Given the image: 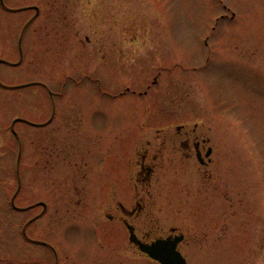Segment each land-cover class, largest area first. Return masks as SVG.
<instances>
[{
	"label": "rangeland",
	"instance_id": "rangeland-1",
	"mask_svg": "<svg viewBox=\"0 0 264 264\" xmlns=\"http://www.w3.org/2000/svg\"><path fill=\"white\" fill-rule=\"evenodd\" d=\"M181 122L227 192V233L190 264H264V0H0V264H161L117 240L105 192ZM199 180L157 174L158 228L214 201Z\"/></svg>",
	"mask_w": 264,
	"mask_h": 264
},
{
	"label": "flooded vegetation",
	"instance_id": "flooded-vegetation-1",
	"mask_svg": "<svg viewBox=\"0 0 264 264\" xmlns=\"http://www.w3.org/2000/svg\"><path fill=\"white\" fill-rule=\"evenodd\" d=\"M155 130L157 131L155 135L161 144L147 140L148 146L143 150H139L137 146L135 149H131L132 155L135 154L134 171L131 170L129 176H124L129 179V190L125 185L120 187L115 183L116 181L111 182L108 186L105 192L106 223L116 226L122 224L124 226L123 234L114 235H118L117 240L126 241L129 239L130 246L133 248L131 251L139 256L147 254L131 242L132 230L143 242H152L158 238L169 236L173 238L182 236L177 248L190 264V247L194 246H191L192 243L206 242V238L213 237V233H215L216 239H220L222 234L227 233V224L222 222L225 212L221 208V197L223 193L226 195L227 192L226 189L223 191L221 174L215 177V181L211 180L214 177V171L212 172L211 169L214 162L215 164L219 163L220 152L214 148L215 144H213L212 138L207 135L205 128L198 122L168 123L162 127H156ZM196 161L199 162V169H194ZM167 167L171 168L174 174L183 175L194 183L200 179L197 182L201 185L198 188V199L204 198L202 196L206 198L208 195L214 200L194 204L187 203L186 210L170 208L178 210L177 214H183L184 228L176 223L158 228V220L161 219L159 211L150 208L149 202L145 201L147 194L151 196L150 189L156 187L157 190L156 181L154 183L155 177ZM205 177L210 179L206 180ZM212 181L213 184H211ZM173 207L175 206L173 205ZM184 244L189 248L186 251L181 250ZM86 253L81 256V260ZM56 264H60L59 258Z\"/></svg>",
	"mask_w": 264,
	"mask_h": 264
},
{
	"label": "water",
	"instance_id": "water-1",
	"mask_svg": "<svg viewBox=\"0 0 264 264\" xmlns=\"http://www.w3.org/2000/svg\"><path fill=\"white\" fill-rule=\"evenodd\" d=\"M182 236L173 238H158L152 242H143L133 233L130 237L131 242L135 243L142 252L147 253L151 258L158 260L161 264H188L177 245Z\"/></svg>",
	"mask_w": 264,
	"mask_h": 264
}]
</instances>
